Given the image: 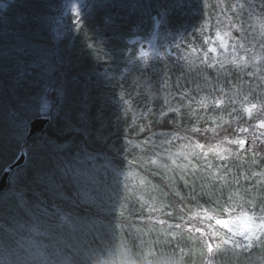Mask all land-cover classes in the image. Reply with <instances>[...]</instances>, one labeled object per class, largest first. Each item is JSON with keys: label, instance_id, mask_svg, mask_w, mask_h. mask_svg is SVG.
Masks as SVG:
<instances>
[{"label": "rangeland", "instance_id": "1", "mask_svg": "<svg viewBox=\"0 0 264 264\" xmlns=\"http://www.w3.org/2000/svg\"><path fill=\"white\" fill-rule=\"evenodd\" d=\"M177 2L174 3L178 8L181 9V4L188 6L187 12L195 14L192 25L198 27L202 45L195 47L177 34L178 31L169 29L174 36L163 30L157 20L154 29L145 35L141 31V35L128 40L129 48L117 52L123 34L111 31L109 36L108 26L100 27L93 20L97 15L94 12L102 9L101 0H0V179L22 153L26 155L24 164L11 172L8 188L0 195V247H4L0 264L2 260L6 264H71L70 252L76 250L75 246L87 262L93 252L98 254L100 264H119V261L126 264L123 253L129 240L125 241L122 234L127 230L140 236V240L135 237L144 246L155 241L166 242L167 234L181 229L168 217H155L153 212L157 207H173L168 203L170 193L183 197L186 184L222 198L241 193L238 183L244 182L262 189L264 198V167L259 169L253 161L245 167L246 173L237 170L242 166L239 162L230 168L232 163L225 158L224 146L156 141L157 133L167 136L163 131L139 141L133 139L139 133L132 131L135 134L128 139L129 128L135 125L132 120L139 118L138 113H146L141 108L137 113V106H133L138 97L133 87L137 67L152 73L170 66L169 61H184L188 74L194 66L228 65L237 67L243 74H264V8L260 18L251 20L244 0ZM68 24L79 25L76 34L65 31ZM173 36L175 43L171 44ZM171 71L181 74L183 70ZM25 81H29L27 86ZM151 81L147 77L141 86L144 84V92L150 98L151 95L159 97L152 92ZM12 82H16L14 89ZM30 88H34V96H29ZM169 94L164 91V104L173 96ZM104 105L119 108L107 119L102 111ZM254 111L260 117L263 114V120L258 118L256 122L264 130V107L252 103L244 112L251 116ZM41 117L49 118L51 126L35 139L31 140L33 136L28 139L31 122ZM127 118L131 124L125 128L122 120ZM240 118L233 117L236 123ZM56 121L60 124L59 130L78 135L81 143L74 137L65 141L53 137ZM229 121V117L222 116L214 124L217 122L218 128ZM144 129L145 125H141L140 132ZM117 136L125 137L122 146ZM50 139L57 148L50 147ZM174 139L177 140L176 136L170 141ZM246 144L247 140H243L242 145ZM135 148L138 154L133 152ZM229 152L235 153L231 147ZM116 158L119 163L115 162ZM131 158L136 164L130 167ZM246 158L242 160L246 162ZM30 174H35L34 181L50 188L48 192L58 200L67 198L72 203L70 206L78 210H85L87 205L93 211L90 214L95 215L83 219L82 215L72 213L69 218L64 216L59 227L43 221L34 208H25L22 193L19 195V185ZM240 175V179L235 178ZM154 176L166 186L154 180ZM67 178L73 185L71 200L62 187ZM35 182L33 188L37 187ZM143 195L152 199V203L145 204L148 206L146 219L155 217L152 223L167 234L147 230L157 237L154 239L150 234L144 237V228H127L120 223L124 216L130 215L128 211L135 199ZM201 207L189 212V224L184 226L205 242L208 231L214 235V229L207 223L211 220L250 240L264 238V211L240 209L239 214L229 215L228 209L230 218L224 221L218 217V207L204 203ZM112 216L119 219L112 220ZM130 263L134 264L133 260Z\"/></svg>", "mask_w": 264, "mask_h": 264}, {"label": "trees", "instance_id": "2", "mask_svg": "<svg viewBox=\"0 0 264 264\" xmlns=\"http://www.w3.org/2000/svg\"><path fill=\"white\" fill-rule=\"evenodd\" d=\"M177 1L119 0L115 2L114 0H101L103 2L101 5L102 9L99 8L98 10L95 9L97 10L96 12L93 11L95 14L97 13L93 20H96L98 23L95 22L100 27L108 26L109 31L107 32L109 36L111 35V31H118L120 34H123V41L119 42L120 46L117 52H121L124 48H129L128 40L141 35V31L145 35L152 28L154 29L157 20L162 23L163 30L169 31L174 36V32L178 31L177 34H180L187 42L193 43L192 45L195 47L202 45V39L199 38L197 32L198 27L192 25V21L195 20V14L193 12L191 14L187 12L188 6L181 4L180 6L178 5L181 9L178 8L175 4L178 3ZM204 3L206 2H201V4ZM243 3L250 14L248 18L251 20L260 18V12L264 8V0H244ZM77 24H68L65 31L70 33L75 32L76 34V29L79 26ZM195 24L197 25V21H195ZM169 29L174 32H171ZM174 36L173 39H170L171 44L175 43ZM167 64H170L172 67L165 66L163 69L155 70L152 73L147 69L136 68L135 75L137 80L133 81V87L136 89L135 93L138 94V97L134 100L133 106L136 105L139 107H135L137 113L140 108L146 109V113H138L136 116L139 118L136 121L135 119L132 120V123H135V125L129 128L131 134L128 136V139L133 138V134L135 133H132V131L139 133L136 135L137 137L134 136L133 138L138 141L144 138L149 139L152 134L163 131L167 133V136L165 134V136L161 137L157 133L156 137L158 136L159 139L155 137L156 141H163L162 143L165 144L172 142L171 144L174 143L175 145L198 144L199 146H215L216 143L218 147H226L224 149V152L226 151L225 158H228L229 162L232 163L230 168H233V164L238 166L239 162V165L242 164V166H238L237 170H244V173H246L245 167L254 161L256 167L263 169L264 130L258 127L259 122H256L258 118L263 120V114L261 113L260 117V114H256L254 111L255 113L249 116L244 111L252 103L264 107V74L254 73L249 75L248 72H246L248 75L246 73L243 74L237 70V67L229 65L221 67L214 66L212 68H199L198 66H194L188 74L187 64L184 61L179 63L169 61ZM179 68L183 70L182 73L186 71V74H177L171 71ZM199 71L202 74H196ZM147 77L153 80L149 84L154 86V91L152 92L159 94V97L153 98L151 95L150 98V94L144 92L145 87L143 86L144 84L141 86V83ZM25 82L27 86L29 81ZM14 83L16 82L11 83L13 89L16 86ZM125 83L128 84L129 81ZM25 84L22 83L21 85ZM120 84L121 82L118 83L117 87ZM164 91H169L173 95L169 99V102L165 104L162 98ZM18 92L19 89L17 90V94ZM114 92L116 93L117 90ZM29 96H34V88L29 89ZM141 101L146 102V105H143ZM108 106L104 105V109L102 110L107 119L113 115V111L116 108H119L117 105ZM241 106H245L244 109L240 108ZM222 116L224 118L229 117L230 121L216 128L217 122L214 124V120L216 118L221 120ZM234 116H240L241 118L237 119L240 122L236 123L237 121L233 119ZM128 118L127 120H122V126L125 128H128L131 124ZM55 125H57V129H55L56 133L53 137L63 141L70 140L74 137L79 144L81 143V137L73 135L72 133H66L65 129L64 131L62 129L59 130L60 124L57 121ZM141 125H145L143 132H140ZM209 125L211 127L214 126L215 129H208ZM47 126L49 128L51 122ZM48 128L46 127L45 130ZM246 128L247 130H245ZM42 133L36 134L31 140ZM174 136H176L177 140L170 141ZM124 138L123 136L118 137L119 146H122ZM243 140H247L248 144L246 146L242 145ZM63 141L58 140V143H62ZM49 143H51L50 147H56L53 140L50 139L48 141ZM241 146L243 148L240 150L239 147ZM230 147L234 149L236 154L229 152ZM133 152L136 154L139 153L136 148ZM243 157H247L252 161L246 158L247 160L245 162L242 160ZM128 161L130 167L136 164L135 159L131 158ZM115 162L119 163V159L116 158ZM36 177L35 174H30L28 180L23 181L22 185H19L18 191L20 197L22 193V199L25 200V208H34L43 221H49L51 225L57 227L63 221L64 216L68 215L69 218L72 213L77 214L76 216L79 217L82 215L81 218L83 219L85 216L93 217L92 214L94 213L90 214V211L93 212L90 207L85 205V210H83L84 208L78 210L70 206L72 203H69L67 198L66 200H58L57 197L51 195L52 192H48L50 188L44 187L39 182L34 181ZM240 177L241 175L235 178L240 179ZM154 180L164 187L166 186L160 181L158 176H154ZM33 182L37 185L36 188H33ZM72 186L68 178L62 184L63 190L70 200L74 196ZM238 186L242 189V191L240 190L241 193L228 197L224 196L222 198L212 192L190 188L191 184L184 186L183 197L177 196L175 193H170L168 203L170 202L173 207L160 208L157 207L159 205L157 203L155 207L158 210L154 211L153 214L155 217H168L172 224L176 222L181 226V229L174 231L173 234H167L157 224L152 223L155 217L152 220L146 219L147 214H145V211H147L148 206L145 204L152 203L150 202L152 200L151 198H146L145 195L139 197L141 199L136 198L131 210L128 211L130 215L127 214L128 216H124L120 223L126 225L127 228L130 226L136 229L139 228V230L144 228V237L150 234L155 239L157 235L153 233L154 230L165 233L169 237L166 242L155 241L150 245L145 244L141 246L139 243L141 237L127 230V232L122 234V236H125V241L126 239L129 240L127 241L128 246L125 249V253H123L124 262L131 264L130 261L133 260L134 264H200L201 262L202 264H210L209 262H212V264H264V238L250 240L243 235L232 233L225 226L219 227L216 223H212V220L207 223L214 229V235H211L206 229L208 231L206 242L201 237H197L191 231L185 229L184 225L189 224L188 219L191 218L189 212H193L197 208L201 209L203 203L218 207V217L224 221L230 218L229 215L235 214L233 212L239 214L240 209L249 210L252 208L264 211L262 189L256 186L251 187L244 182L238 183ZM179 206L181 207V211L179 210ZM227 210L229 211V215L226 212ZM99 215L100 213L97 218ZM68 218L65 220H69ZM117 218L112 216L111 219L116 220ZM147 230H153V232L151 233ZM135 236H138L139 240ZM75 248L76 250H71L70 252L71 264H100L99 258L97 257L98 254L89 250L92 254H89L91 255V259L87 262L86 257L80 255L82 251L76 246ZM86 249L90 248L88 247ZM210 249L212 251H209ZM3 251L4 247L2 246L0 247V254ZM2 264H6V262L2 260ZM115 264L118 263L116 262Z\"/></svg>", "mask_w": 264, "mask_h": 264}, {"label": "water", "instance_id": "3", "mask_svg": "<svg viewBox=\"0 0 264 264\" xmlns=\"http://www.w3.org/2000/svg\"><path fill=\"white\" fill-rule=\"evenodd\" d=\"M50 123L49 118H36L34 119L30 124V131L28 135V139H30L32 136L42 132L45 130L47 125ZM26 155L24 153L21 154L20 158L15 161L7 171H5L0 179V193L6 190L9 184V177L12 171H14L16 168L22 166L25 162Z\"/></svg>", "mask_w": 264, "mask_h": 264}]
</instances>
